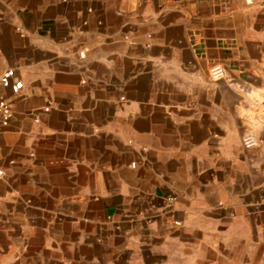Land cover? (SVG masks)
Masks as SVG:
<instances>
[{"label": "crops", "instance_id": "1", "mask_svg": "<svg viewBox=\"0 0 264 264\" xmlns=\"http://www.w3.org/2000/svg\"><path fill=\"white\" fill-rule=\"evenodd\" d=\"M9 68L0 264H264V0H0Z\"/></svg>", "mask_w": 264, "mask_h": 264}, {"label": "built area", "instance_id": "2", "mask_svg": "<svg viewBox=\"0 0 264 264\" xmlns=\"http://www.w3.org/2000/svg\"><path fill=\"white\" fill-rule=\"evenodd\" d=\"M210 74L213 79H220L226 75V69L222 65H214L210 70ZM0 84L5 88H9L14 94H18L23 87V81L18 78L13 68H9L0 74ZM45 111H49V107H46ZM13 114L11 103L5 98H0V124L8 126L13 118ZM36 120L38 121V119ZM242 144L248 149L257 146L258 138L256 134L246 133L243 135ZM176 225H180V222L176 221Z\"/></svg>", "mask_w": 264, "mask_h": 264}]
</instances>
